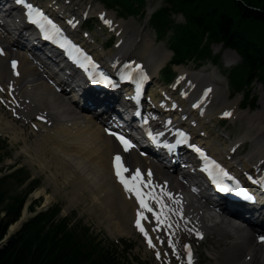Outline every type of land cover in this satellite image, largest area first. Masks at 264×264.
Segmentation results:
<instances>
[{"label": "bare ground", "instance_id": "1", "mask_svg": "<svg viewBox=\"0 0 264 264\" xmlns=\"http://www.w3.org/2000/svg\"><path fill=\"white\" fill-rule=\"evenodd\" d=\"M109 17L111 20L113 19L112 15H109ZM130 25L131 24L128 22H122V24H120L119 28L124 30L121 34L123 36L122 38H124L125 45L119 50L117 55L110 58L111 64L119 63L124 60V58L128 60L136 58L134 52L137 47V42L133 40L134 38L125 39L124 37L125 31H128V26ZM2 44L4 53L3 56L0 57V87L7 90L8 94H14L15 102H9L14 105L16 109L15 116L17 118L27 122L34 116L44 123L45 132L40 135L39 152L42 151L45 155L50 154L53 156V163L54 161L59 162L65 170H70L68 173L66 171L69 180L68 184L73 187L74 191L79 195V192L83 193L85 198L90 200V203L92 200L95 201V203L92 202L90 204L92 205L91 209L97 211L100 219L102 218L101 221H105L104 223L107 224L108 228H117V230L111 228L110 234L114 232L119 236L130 235V231L128 230L131 229L132 231L134 221L141 210L133 202V199L130 198V196L116 183L112 175L111 159L112 155L118 151V147L111 138L104 135L101 125L97 123L99 120L98 118H102V116H97L96 112L97 109H102V107L96 105L94 111L90 108L80 107L79 103L78 105L76 103L74 105L71 101H64L61 99L62 97L60 95L54 93L50 86L40 80L39 75H41V72L37 70V67L34 68L32 66L31 61L28 59V55H24L18 51H11L5 46L7 44L14 48V40H12L11 43L4 41ZM145 48L148 50L144 56L148 58L149 68L153 73H159V71H161L170 61V56L164 54L161 49H153L152 44L147 41L145 42ZM30 51L32 52V57L36 60V53L32 50ZM226 57L239 58L237 54L232 51H226ZM9 59H13L12 61H19V67L15 69V71L12 70L10 65L8 66V63H12V61L8 62ZM40 61L43 60L39 59V64H41ZM47 67L46 63L41 65L40 70L42 73H46ZM17 73L19 74L17 75ZM180 75V81L184 82V90L188 95L193 96L197 92H201L199 94L201 96L200 98L198 97V100H200L203 105L207 106L212 102V99L215 97V90L212 87L215 85L206 82L205 77L202 74L199 76L197 75L198 77L194 75L187 76L186 71L180 70ZM185 77L188 78L189 81H186L184 79ZM166 102V98L161 101L162 104H165ZM195 103L196 102L192 105ZM170 105L171 103H166V106ZM237 105L238 104L235 102L232 104H225L221 113L233 112V118L236 119L239 117L243 120L248 119L251 123H253L252 120L258 117L261 113V111L258 110V112L252 115V117H248L247 115L245 116L244 114L238 113ZM174 107L172 106L167 111L166 115L170 116L177 113L178 109ZM78 109L80 111H78ZM153 112L156 116H160L158 113V107H155ZM81 113H84L86 116ZM91 113L97 116H94L97 121L90 116ZM186 113L189 115L188 118L193 119V116H191V110H187ZM155 121L157 122L158 127H163L161 122H158L157 119ZM255 121L257 122V120ZM249 125L251 124L249 123ZM36 127L35 129L37 130L38 135V127ZM259 134L261 135L255 138L253 145L255 149L254 154L257 156H255V164L262 167L264 163V141H262L264 140V127H262L261 133ZM53 150H56V153H54ZM64 156L68 157L70 161L64 159ZM128 160L133 168L140 167L145 169V172H147V170L153 171L156 180L170 188L172 193L175 194L180 201L179 204L173 203L172 208H179L181 213H183V216L181 214L178 215L176 212L172 213H176V215L180 216L179 224L185 226L193 224L195 234L201 233V239L203 242H206L207 240L205 241L204 239H207L211 234L226 232V229H230L233 232V242L230 243L229 247L225 248L227 251V254H225L224 257L225 263H218L217 256L219 255H216L212 257L215 261L214 264H264L263 246L254 244L255 241H253L249 233L241 238L239 227L236 226L231 219L232 217L234 218V216L239 218L243 217L242 220H246V223L250 225L249 230L252 231L253 226L264 228V214L259 215V212L255 211L252 215H242L234 210V212L228 210L220 204L219 205L225 210L221 211V213L212 214L210 204L201 201L197 204L201 207L200 210H203V215H198V219H195L193 210L187 203L182 201L179 192L176 190L177 187L180 186V183L175 181V177L171 176V180H160L161 175H167L168 172L162 168H158L154 162L150 160L149 163L145 157H142L141 159L136 153H130ZM73 162L75 163V166L73 165ZM144 162L147 164L145 165ZM89 166L98 178V185H93L90 182V173H87L86 169V167ZM238 166H241V163H238L237 167ZM72 167L74 169H72ZM230 167L234 171L239 172L234 165H231ZM35 198L37 197L35 196ZM194 211L197 214V210L194 209ZM170 216L171 228L177 245V238L175 235L177 224L172 215ZM256 216L259 220L258 224L253 222ZM24 218H28V214L25 211ZM261 219H263L262 222ZM208 221L213 222V224L207 223L211 226L204 224ZM143 225L148 232H150V222L144 221ZM17 228H19V224L13 226L12 230H16ZM156 237L160 238L158 236ZM156 244L157 243L155 242V246ZM157 248H159L158 245ZM244 252H247L248 254L242 262L240 254ZM248 257H251V261L245 262Z\"/></svg>", "mask_w": 264, "mask_h": 264}, {"label": "trees", "instance_id": "2", "mask_svg": "<svg viewBox=\"0 0 264 264\" xmlns=\"http://www.w3.org/2000/svg\"><path fill=\"white\" fill-rule=\"evenodd\" d=\"M109 3L139 14L133 6L142 7L145 2L110 0ZM173 8L185 15L186 25L175 26L169 10L159 11L155 24L163 35L171 26L174 29L171 44L176 61L210 58L211 46L203 43L207 36L210 42H223L241 55L242 64L232 73L237 89L254 80L264 86V0H174ZM8 179L0 180V213L1 208L6 211V216L0 218V241L8 227L19 219L25 201V197H19L6 203L4 183ZM57 213L55 209L42 213L26 224L0 251V264H125L89 238L87 229L70 228L67 219H57Z\"/></svg>", "mask_w": 264, "mask_h": 264}, {"label": "rangeland", "instance_id": "3", "mask_svg": "<svg viewBox=\"0 0 264 264\" xmlns=\"http://www.w3.org/2000/svg\"><path fill=\"white\" fill-rule=\"evenodd\" d=\"M73 2L74 5L75 4L76 6L81 5L82 7L86 6L88 2H90L92 3V9L95 11L104 8V5L101 2H99V0H74ZM165 4H166V0H148V9L152 11H157L158 9L164 7ZM112 13L115 14L118 21L123 20V22H128L131 24L130 26H128V31L126 36L127 39L134 38L135 40L136 39L139 40L137 48L135 50L136 57L145 60L148 59L146 56H144L148 51L145 48V41H148L150 42V44L153 45V49H157V50L161 49L163 50L164 54L172 58V53L170 52L167 44L165 42L164 43L157 42L156 36L152 31V29H150L146 20H143L141 18H120V16L116 11H113ZM175 19L179 23L184 22V18L182 16H178ZM99 32L100 31L96 28V31L93 32L94 36H99L100 35ZM140 36L143 37L142 41ZM109 37H110L109 35L106 36V33H104V35L101 36L99 39L101 42H105ZM144 37H146V39ZM106 52L111 54L112 52H114V49L112 48L110 50H107ZM213 52L215 56H220V63L218 64V66H214L213 64L211 65L210 63V64H206L205 67L199 70H197V66H194L193 64H189L187 66L182 65L181 67L187 69L190 73L203 72L204 74L208 75L207 79H210L211 81H213L211 76L213 77L220 74L223 76L222 79L223 84L221 86L220 85L218 86L219 88L218 96L220 97V100L214 101V105H215L214 110L215 109L218 110L219 108L221 109L224 104H229L234 100L235 102L239 103V107H242L244 103L242 97L243 94H235L232 88L228 86V78L231 69L226 68V67H232V68L237 67L240 64L241 59L239 60L238 58L235 57L227 58L226 52L223 50L222 45H215L213 47ZM175 69L177 73L178 68ZM159 83H161L159 85L162 86L163 83L161 81H159ZM251 94H254L255 96L258 97V102L256 103V109L255 110H251L249 108L242 110L240 109L239 112L241 114H244L245 116L247 115L248 117H252V115L258 112L257 110L260 111L262 110L260 115H258V117L254 119L252 118L253 123H251V121L248 119L245 120L239 119L236 123L227 124L226 126L217 125L215 121L208 125L209 129L213 132V136L211 137V140L215 142L217 140L223 142L225 141L229 142L230 139H232L231 137L243 138L245 136L243 139L246 142V145L243 150V153L246 154V156L243 157L244 160L247 159V155L250 152L252 153L255 150L253 142L252 143L250 142V134H249L250 130L253 128L252 130L255 131L252 134L254 141L257 136L261 135L259 133H261V127L264 126V91L261 85L255 84ZM227 96L229 97L227 98ZM255 120H257V122ZM249 123L251 125H249ZM0 137L2 139H5L8 143V145H3V143H0V155L4 156L7 155L8 153L11 154L10 158H7L8 160H6L5 165L0 166V168H3L2 169L3 171L0 175H5V172L6 173L8 172L9 167H15V169L25 168V172H29L28 178L30 180L31 178H36L37 180H39L40 187L36 190L39 192H36L33 195V198H35V196L41 198L42 204L40 207L36 208L37 211H39L42 208L45 202L49 204L48 205L49 207L58 205L61 208L60 216H62L63 218L64 217L71 218L72 223H82L84 226L89 228L90 234L96 237L97 240H100V242L103 244L104 247L115 246V248L118 249V251L122 256H126V258L130 261V263L132 264L159 263L157 256H154V258L152 257V252L150 251L151 249L147 250L145 245H143L142 241L135 236L134 232H132L131 229L128 230L130 231V235L119 236L114 232L110 234V229L114 227L108 228L107 224L104 223L105 221H101L102 218L100 219L97 211H93L91 209L92 205L90 204L92 202L95 203V201L92 200L90 203V200L85 198L83 193L79 192L80 193L79 195L76 191H74L73 187H71L68 184L69 180L67 177V173L70 170L68 171L67 169L65 170L64 167L59 162L54 161V163H57L54 164L53 156H51L50 154L45 155L42 153V151L39 152L40 137L37 136L35 133H32L30 129H23L21 127L20 122L15 121L14 118L11 117L9 110L1 109V108H0ZM53 151L54 153H56V150ZM64 159L69 160V158L66 156H64ZM73 165L75 166V163ZM72 169L74 168L72 167ZM86 169H87V173H90L89 179L91 184L98 185V178L92 172L91 167L90 166L86 167ZM13 171H10L9 173ZM28 182L22 185H19L16 182L15 183L12 182L11 186H13L14 189H12L9 192L10 195H15V191L18 194H24L28 190L27 187ZM33 198H30L31 204L33 201H35V199ZM29 209L30 207L28 208V211ZM114 229L117 230V228ZM179 233L183 241L191 238V236L188 235L189 231L183 228L180 229ZM223 235L224 237L220 236V238L216 235L211 236V238L205 244H201V245L194 244L198 252V255L201 257L200 264H214L215 261L214 259H212V257L216 255H219L217 256L218 263L220 262L225 263L224 257L225 254H227L225 248L232 241V238H231V234L227 232L224 233ZM253 241L255 240L253 239ZM247 254H248L247 252L240 254V258L242 262L244 261L245 256H247ZM249 258L250 257H248L247 259ZM247 259L245 260V262L248 261ZM168 261L169 259L167 257L163 258L164 263Z\"/></svg>", "mask_w": 264, "mask_h": 264}, {"label": "snow or ice", "instance_id": "4", "mask_svg": "<svg viewBox=\"0 0 264 264\" xmlns=\"http://www.w3.org/2000/svg\"><path fill=\"white\" fill-rule=\"evenodd\" d=\"M19 3L22 5L26 4V7L28 9L27 15L29 19L33 23L39 25L40 28L44 30L45 37L47 39H52L56 35H62V29H60L58 25L53 23V21H51L42 10H40L39 8H35L31 3H26V0H19ZM104 22L109 25L112 23L110 20H105ZM77 51L83 56V61H84V62H81L78 59L77 62L81 63V66L84 67L88 71V74L89 76L92 77L94 83L103 82L105 84H108L111 87L116 86V83L105 73L93 71L94 69H99V65L96 64V62L92 60L91 57L87 55V53H83V50H80V49H78ZM2 53H3V50L0 49V54ZM75 58L76 57H74V59ZM16 65H17V62L12 61V67L14 69L16 68ZM18 74L19 73H17V75ZM98 76L100 77V79H97ZM131 78H132L131 75L127 76V79H131ZM225 115L230 116L231 113H225ZM109 135H113L116 137V139L123 145L124 151H128L132 147H134V145L132 144L130 140L126 139L123 135H120L119 133L109 131ZM181 136L183 137V139L181 141H178V143H187V140H188L187 135L184 133H181ZM153 140H156V137H153ZM157 142L159 143V141ZM166 147H168L169 149H174L176 145L169 144V145H166ZM195 150L199 152L201 156L204 157V159L208 161L209 164L212 166V167L206 166L204 168V171L208 172L209 175L212 176L213 180L217 183L218 187L220 188L222 192H225V193L240 192L241 194H244L247 199H253V197L247 195V193L241 187L240 182L238 180L235 181L236 186L233 187L225 183L224 181L218 179L216 172L214 171L215 169H219V173L223 177H226L231 180H235V177H230L227 171L223 169L219 164H217L215 160H211L202 149H200L199 147H195ZM113 166L115 169L116 177L118 178L119 182L124 186L125 191L135 194V197L139 201L140 207L143 210L138 213V218L136 220L137 228L140 230V232L144 234L149 246L155 247L152 241V237L149 235L148 230L144 227L141 221L148 219L145 213H151L155 217L157 226L166 225L170 228L172 225L169 222L168 214L171 212L182 214L179 208H171L168 206V204L165 201V197L173 198V194L170 192H167L164 188H162L159 185H153L150 182V179L145 180L139 169L135 170L134 175L126 176L125 173H127L129 170L124 166L122 162V158L119 154L114 156ZM151 176H152V173L149 171L148 177L150 178ZM153 188H157L159 189V191L154 192L152 191ZM175 203L179 204L180 201L178 199H175ZM154 204L159 205V210H157L153 206ZM261 240L264 241V237H261ZM169 244H171L172 247L175 248V245L172 243V241H169ZM187 248H188V264H192L191 246L189 245L187 246ZM157 256H159V252H157Z\"/></svg>", "mask_w": 264, "mask_h": 264}]
</instances>
